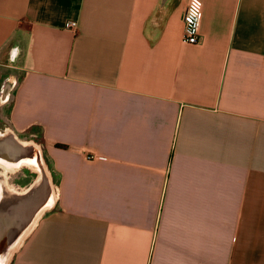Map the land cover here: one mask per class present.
I'll return each instance as SVG.
<instances>
[{
	"label": "crops",
	"instance_id": "obj_1",
	"mask_svg": "<svg viewBox=\"0 0 264 264\" xmlns=\"http://www.w3.org/2000/svg\"><path fill=\"white\" fill-rule=\"evenodd\" d=\"M0 114L56 186L8 264H264V0H0Z\"/></svg>",
	"mask_w": 264,
	"mask_h": 264
},
{
	"label": "bare ground",
	"instance_id": "obj_2",
	"mask_svg": "<svg viewBox=\"0 0 264 264\" xmlns=\"http://www.w3.org/2000/svg\"><path fill=\"white\" fill-rule=\"evenodd\" d=\"M0 133H2L10 141L16 143V147L14 149L7 146V144L2 146L1 150H3L5 154H10L12 152L16 154L18 153L21 155L20 162H28L37 168L39 171L31 165L27 166L36 171L37 176L40 172L38 179L34 181L26 191L22 193H12L5 184V178L8 180V173L15 170L3 166L4 163L0 162V167H3V170H0V180L4 182L3 184H0V194L3 195L5 200L4 204H0V218L2 217V219H4L7 216L10 218L11 215H14L15 218L17 214L24 213V232L28 234L36 224L39 216L46 209L53 206L55 202L54 186L52 185L51 176L46 166L41 147L38 143L30 140L20 141L10 132L0 131ZM25 152L29 157L28 159L23 156ZM35 154L41 158V162ZM2 222L3 221L0 219V225L3 224ZM1 236L2 234L0 228V264H8L13 252L20 245V242L3 243Z\"/></svg>",
	"mask_w": 264,
	"mask_h": 264
},
{
	"label": "flooded vegetation",
	"instance_id": "obj_3",
	"mask_svg": "<svg viewBox=\"0 0 264 264\" xmlns=\"http://www.w3.org/2000/svg\"><path fill=\"white\" fill-rule=\"evenodd\" d=\"M6 144H7V146H9L13 149L16 147L15 142L10 141L2 133H0V162L4 163L3 166H5L9 169L15 170L12 172H16V171L21 170L24 166L31 165L28 162H25V163L20 162V159H21L20 156L21 155H19L18 153L16 154V153L12 152V153H10L11 155L5 154L4 151L1 150V147L6 145ZM23 156L27 157V159L29 158L26 152L24 153ZM38 158L41 162V158L40 157H38ZM32 167H34V166H32ZM35 169L38 170L37 168H35ZM39 175H40V172L38 173V176L34 179V181H36L38 179ZM3 183L4 182L2 180H0V184H3ZM32 183L29 186H31ZM5 184H6L7 188H9V190L12 193H22V192L27 190V189L18 190L16 188L12 187L9 184V178H8V180L5 178ZM4 202H5L4 197H3V195L0 194V204H4ZM0 219L3 221L2 222L3 224L0 225L1 234H2L1 240L3 243H14V242H20L21 243V242H23L24 238L27 236V234L24 232V222H25L24 213L23 214H17L15 216V218H14V215H11L10 218H9V216H7L4 219H2V217Z\"/></svg>",
	"mask_w": 264,
	"mask_h": 264
},
{
	"label": "built area",
	"instance_id": "obj_4",
	"mask_svg": "<svg viewBox=\"0 0 264 264\" xmlns=\"http://www.w3.org/2000/svg\"><path fill=\"white\" fill-rule=\"evenodd\" d=\"M199 21H200V11L197 7L190 4L187 6L184 14V31L182 40L185 43L197 44L201 40L199 33ZM77 21L68 20L66 27L71 30L77 29ZM94 155H89V158H93Z\"/></svg>",
	"mask_w": 264,
	"mask_h": 264
},
{
	"label": "rangeland",
	"instance_id": "obj_5",
	"mask_svg": "<svg viewBox=\"0 0 264 264\" xmlns=\"http://www.w3.org/2000/svg\"><path fill=\"white\" fill-rule=\"evenodd\" d=\"M0 116H1V114H0ZM2 124H0V130L5 129V126ZM36 136H38V135H36ZM36 136H32V135H30V133H27L26 135H20L19 137L22 140H31V141L37 142L36 140H38V137H36ZM46 160L47 159L45 158V162H47ZM46 166H47V163H46ZM47 168H48V166H47ZM0 170H3V168L0 167ZM49 173H50V171H49ZM8 176H9L8 177L9 178V184L18 190H22V189H27L28 187H30L29 185L34 181V179L37 176V173L32 168L24 166L20 171L9 172ZM50 176H51V173H50ZM51 182H52V177H51ZM55 188H56V186H55Z\"/></svg>",
	"mask_w": 264,
	"mask_h": 264
}]
</instances>
